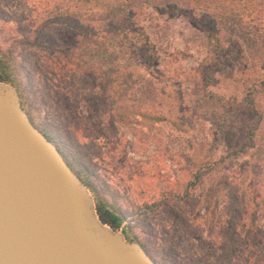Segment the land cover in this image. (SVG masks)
Listing matches in <instances>:
<instances>
[{"label": "rangeland", "instance_id": "rangeland-1", "mask_svg": "<svg viewBox=\"0 0 264 264\" xmlns=\"http://www.w3.org/2000/svg\"><path fill=\"white\" fill-rule=\"evenodd\" d=\"M84 1L0 0V81L67 159L84 144L98 214L101 200L157 264H264V0H216L214 18L210 0H152L149 65L108 43L103 0ZM188 14L219 27L218 52ZM250 89L259 114L239 107ZM233 108L239 126L214 124Z\"/></svg>", "mask_w": 264, "mask_h": 264}, {"label": "water", "instance_id": "water-1", "mask_svg": "<svg viewBox=\"0 0 264 264\" xmlns=\"http://www.w3.org/2000/svg\"><path fill=\"white\" fill-rule=\"evenodd\" d=\"M0 264H157L98 214L57 146L0 81Z\"/></svg>", "mask_w": 264, "mask_h": 264}, {"label": "trees", "instance_id": "trees-1", "mask_svg": "<svg viewBox=\"0 0 264 264\" xmlns=\"http://www.w3.org/2000/svg\"><path fill=\"white\" fill-rule=\"evenodd\" d=\"M77 1H81V0H77ZM77 1L74 4H72L71 0H57V6H79V3ZM187 1L188 0H168V2L175 3L177 7L181 6L179 5L180 3H184V6H189ZM247 1L249 0H246V2ZM84 2H91V0H85ZM151 2L152 0H117V1L103 0L98 3L95 2L94 4L96 6H101L104 12L103 17H104L105 35L107 37L108 43L113 45L118 44L121 51L126 56V58L137 60L147 65L152 64L157 56V49L155 47V44L150 41V36L146 31V25H145V21L148 20V14H149L147 9L148 7H150L149 5ZM250 3L253 4L252 0H250ZM224 5L225 4H221L216 0L215 1L210 0L209 16L212 13L213 18L220 17L219 15L221 14V12L218 13L216 12V6H224ZM188 15L191 16V14ZM190 18L193 19L192 20L193 24L204 32L205 36L210 42V45L212 46V49L215 52H218L220 49V40H219V36L216 35V32H218L219 27L215 26V24L204 26V22L200 20V17L194 18V16H191ZM59 19H61V21L64 24H68L71 21L72 17L69 15H65V16H60ZM76 23L78 24V22ZM45 26H46V22H43L41 26H39L36 30V34L38 33L40 35V38L42 39H44L43 29ZM98 28H95V26H93L90 29H85V28L83 29L86 30L85 32L86 37H89L92 34L95 33L97 34L98 30L96 32V29ZM262 65H263L262 68L264 70V59ZM6 66L7 65L5 64V62H2L0 58V68L3 71L2 72L3 74H0V78L9 77L8 76L9 74H7L5 71ZM262 83L264 85V80H262ZM257 90L258 89H250L246 94V99L244 104L240 105L239 107L248 108L247 110L252 111L254 114H259L260 110L257 107V103L255 101V94ZM18 94L22 106L28 105L30 107L29 101L25 99L26 97L24 96V93L18 91ZM51 95H52L51 92H48L46 90L41 91L40 93V97L45 100H47V98H51L52 97ZM212 97H216V96L212 95ZM216 98L220 99L218 97ZM220 105H224V104L221 103ZM24 110L27 112L25 108ZM233 112L237 113V110L235 108H233L232 110H226L224 112H219L218 110H214L213 116L215 117V120L212 121L220 129H227L231 125L239 126L240 123L238 122V120H236L237 118H234ZM29 118L32 121L30 115ZM248 133H254V132H252V130H249ZM44 134L54 143V141L51 139V137H49V135H47L46 133ZM247 145L248 144L245 143L240 144L237 148H235L233 153L234 154L246 153ZM120 221L121 218H117V220L114 221V228L119 225ZM131 241H135L139 243L145 249L144 244L141 243L139 240L131 239Z\"/></svg>", "mask_w": 264, "mask_h": 264}, {"label": "flooded vegetation", "instance_id": "flooded-vegetation-1", "mask_svg": "<svg viewBox=\"0 0 264 264\" xmlns=\"http://www.w3.org/2000/svg\"><path fill=\"white\" fill-rule=\"evenodd\" d=\"M21 103V101H20ZM22 106V104H21ZM23 108V106H22ZM24 109V108H23ZM27 113V112H26ZM28 115V113H27ZM29 116V115H28ZM58 148V150L60 151L61 155L63 156V158L65 159V161L68 163V165L70 166V168L72 169V171L79 177V179L86 185V187L88 188V190L91 192V190H93V185H92V172L90 171V169L85 166V164L83 163L84 167L81 168L82 163L80 161V158L78 155V149H81L82 146H84V144H79L77 142L72 143V148L70 153L72 154V157L70 159H67L65 157V154L63 153V151L61 150V148L55 144ZM77 153V154H76ZM87 158L91 161H95V159L93 158L92 160V154L90 152H86ZM93 165H95V162H93ZM99 206L102 207L101 211L104 215V218H106V222H108L111 227L113 229H117L121 224H122V220L120 221L119 225L117 227L114 228V221L117 220V218H121L120 215L114 214L112 212H110L109 208L104 205V203L101 200H98ZM125 228L121 229V232L123 234V236L125 237V239L131 241V239H128L126 234H125Z\"/></svg>", "mask_w": 264, "mask_h": 264}]
</instances>
